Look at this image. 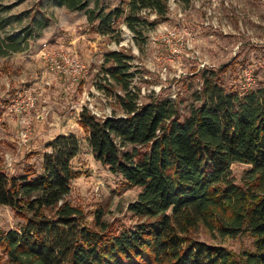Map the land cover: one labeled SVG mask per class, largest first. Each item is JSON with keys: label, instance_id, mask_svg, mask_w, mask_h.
I'll list each match as a JSON object with an SVG mask.
<instances>
[{"label": "trees", "instance_id": "obj_1", "mask_svg": "<svg viewBox=\"0 0 264 264\" xmlns=\"http://www.w3.org/2000/svg\"><path fill=\"white\" fill-rule=\"evenodd\" d=\"M44 1L83 12L96 35L119 44L118 23L141 39L166 21L170 1L190 0H119L115 7L102 0ZM5 47L1 54L21 50L20 42ZM129 62L110 51L101 67L103 81L123 93L114 95L122 115L99 119L83 107L77 125L93 159L127 187L140 188L128 210L145 221L116 231L98 210L95 229L82 226V211L63 201L76 177L78 139L59 135L47 143L40 173L8 177L0 169V206L24 221L18 230L0 231V264H264V85L226 94L215 74L203 75L200 104L182 119L172 100L137 103ZM233 163L250 167L240 185L229 178ZM199 227L220 237L245 233L252 248L235 255L191 238Z\"/></svg>", "mask_w": 264, "mask_h": 264}, {"label": "rangeland", "instance_id": "obj_2", "mask_svg": "<svg viewBox=\"0 0 264 264\" xmlns=\"http://www.w3.org/2000/svg\"><path fill=\"white\" fill-rule=\"evenodd\" d=\"M101 3L115 7L119 0ZM168 6L166 21L143 32L141 39H134L118 23L114 36H120V43L115 44L96 35L83 12H69L44 0H0V169L8 177L39 171L46 145L57 134L50 130L56 128L55 123L67 127L78 139L79 153L71 162L76 177L63 201L82 211V226L95 229L98 210L104 213L101 221L116 231L133 229L145 221L128 210L140 188L127 187L119 176L97 163L77 125L83 107L99 119L122 115L114 95L123 93L112 81H103L104 54L119 51L129 57L128 72L133 74L129 88L138 104L172 100L182 119L200 104L203 75L215 74L226 94H242L247 84L250 90L264 85V0L170 1ZM17 42L21 50L1 54L6 45ZM43 43L70 50L85 64L83 78L70 91L42 63L39 51ZM98 85L110 92L99 91ZM23 89L31 90L36 104L30 141L19 147L18 126L7 107ZM39 113L46 119L42 125L37 123ZM249 170L248 165L233 163L229 178L240 185L248 179ZM23 223L10 208L0 206L2 233L18 230ZM189 236L235 255L252 248V239L245 233L220 237L216 231L209 233L199 227Z\"/></svg>", "mask_w": 264, "mask_h": 264}, {"label": "built area", "instance_id": "obj_3", "mask_svg": "<svg viewBox=\"0 0 264 264\" xmlns=\"http://www.w3.org/2000/svg\"><path fill=\"white\" fill-rule=\"evenodd\" d=\"M39 52L46 70L64 81L66 85L65 91H70L83 78L86 66L72 51L56 49L48 43H43ZM246 81L249 83L250 79H246ZM247 86V88H244V91L249 89L248 84ZM35 104L36 98L32 97L31 90L23 89L16 94L7 107V114L15 118L18 126L19 147L30 141Z\"/></svg>", "mask_w": 264, "mask_h": 264}, {"label": "crops", "instance_id": "obj_4", "mask_svg": "<svg viewBox=\"0 0 264 264\" xmlns=\"http://www.w3.org/2000/svg\"><path fill=\"white\" fill-rule=\"evenodd\" d=\"M36 117H37V119H38V124L39 125H42V124H44L45 122H46V119H45V117L41 114V113H39V114H37L36 115ZM78 120V119H77ZM54 125H56L55 127L56 128H54L53 130H50V132L51 133H57L56 135H55V137L56 136H59V135H68V134H72V132H69L68 130H66V128L67 127H59V125L57 124V123H55ZM54 137V138H55ZM54 138H50L51 140H53ZM28 171V170H27ZM40 171H41V169H39V171H36L37 173H40ZM24 175V174H23Z\"/></svg>", "mask_w": 264, "mask_h": 264}]
</instances>
